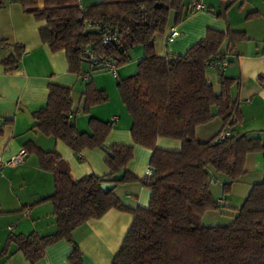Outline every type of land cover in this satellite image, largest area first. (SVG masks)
<instances>
[{
  "label": "trees",
  "instance_id": "16d2710c",
  "mask_svg": "<svg viewBox=\"0 0 264 264\" xmlns=\"http://www.w3.org/2000/svg\"><path fill=\"white\" fill-rule=\"evenodd\" d=\"M24 13L44 23L39 29L42 44L53 53L63 52L68 72L80 76L84 63L91 72L105 69V61L116 68L131 61L136 47L144 51L135 74L117 77V90L132 119L131 137L135 145L151 150L149 167L152 175L144 182L150 189L147 208L133 212V222L112 264H264V181L253 185L241 206L227 224L207 226V213L220 209L210 176L224 177L223 196L230 194L232 184L247 173L250 155L264 153V140L234 135L240 122L237 103L231 98L233 79L219 75V90L207 78V62L224 57L225 46L232 48L245 40L241 32L207 31L184 55L158 57L155 36L164 33L171 12L180 22L185 13L182 0H102L84 5L81 0H12ZM84 10L79 9V3ZM3 2L0 0V8ZM101 29L89 28L86 22ZM106 33L113 40L104 44ZM4 43H2L3 45ZM229 48V49H230ZM15 56L3 62L12 71L24 54L15 46ZM93 56L90 59L85 51ZM228 50V47H227ZM46 107L34 114L38 130L67 145L74 153L102 148L112 122L91 120L92 135L77 132L70 88L57 84L48 87ZM81 113L107 102L105 92L92 80L84 85ZM76 113V112H75ZM219 119L223 130L205 143L195 138L198 127ZM228 128L230 136L215 140ZM158 139L179 141L178 152L156 147ZM28 153L37 154L42 169L54 176L55 190L48 197L56 221L54 234L38 237L10 235L4 250L13 245L30 264L43 256L47 246L60 240L71 241L76 228L92 219H100L111 209L124 207L113 189H100L108 179L125 169L132 159V148L113 146L105 160L108 175H87L74 180L67 164L56 152H42L26 145ZM125 174L116 184L135 181ZM70 264H82L75 244Z\"/></svg>",
  "mask_w": 264,
  "mask_h": 264
},
{
  "label": "crops",
  "instance_id": "0c3cea01",
  "mask_svg": "<svg viewBox=\"0 0 264 264\" xmlns=\"http://www.w3.org/2000/svg\"><path fill=\"white\" fill-rule=\"evenodd\" d=\"M39 6L42 0H35ZM190 0H182L186 15L176 22V13L171 12L164 33L156 35L155 53L158 57L184 55L207 31L221 33L241 32L245 40L232 48L225 46L228 66L223 76L233 79L231 98L237 103L240 122L233 130L234 135H246L264 140V0H235L222 3L219 0H200L205 10L189 13ZM0 8V159L9 160L26 145H33L42 152H56L67 164L71 177L78 180L87 175L105 177L109 171L105 165L107 152L113 146L132 148V159L124 171L135 181L116 184L114 196L124 207L111 209L100 219L86 221L72 234V243L60 240L45 248L43 256L35 264H70L69 257L75 244L81 255L82 264H112L120 249L134 216L139 208L145 209L150 201V189L143 179L149 168L151 150L135 145L131 137L132 119L122 104L117 90V77L127 78L135 74L137 64L142 60L141 47L132 50L133 60L117 68L116 74L103 69L91 72L84 63L80 76L68 72L63 52L53 53L42 44L39 29L44 23L24 13L20 4L2 0ZM236 5V6H235ZM176 27L180 36L167 43V30ZM2 43H4L2 45ZM15 46H22L24 54L12 71H6L3 62L15 56ZM228 47V50H227ZM230 48V49H229ZM207 78L219 90V75L207 69ZM92 80L94 86L106 93L107 102L81 113V95L84 85ZM57 84L71 89L74 116L71 121L80 134L92 135L91 120L108 123L112 127L104 146L100 149H85L74 153L67 145L52 137L43 135L37 128L34 114L44 109L48 100V87ZM76 112V113H75ZM223 130L219 119H214L195 131L199 143H205ZM156 147L178 152L179 141L158 139ZM105 148L106 151L102 149ZM27 152V150H26ZM247 173L237 179L230 188V194L221 196L214 190L216 200L222 199L220 213L209 212L203 223L217 225L226 219L224 211L233 212L239 208L253 185L264 181V153L250 155L246 162ZM125 176V175H124ZM223 176H219L221 179ZM124 178V177H123ZM213 176H210V182ZM224 179V177H223ZM123 180V179H122ZM213 184L222 190L216 179ZM55 190L54 176L42 169L36 153H28L24 162L16 167L0 169V264H30L13 245L4 250L10 235L38 237L54 234L56 221L53 207L48 199ZM232 217V215H230Z\"/></svg>",
  "mask_w": 264,
  "mask_h": 264
},
{
  "label": "built area",
  "instance_id": "2783aa9c",
  "mask_svg": "<svg viewBox=\"0 0 264 264\" xmlns=\"http://www.w3.org/2000/svg\"><path fill=\"white\" fill-rule=\"evenodd\" d=\"M222 3H231L234 2L235 0H219ZM79 9L80 10H84L83 4L80 2L79 3ZM188 12L189 13H193L194 11H198V10H205L206 7L205 5L200 1V0H190L187 6ZM87 27L89 28H94V29H101L100 25L95 23L93 24L90 21L86 22ZM180 36V33L178 32L176 27H172L169 30H167V38L166 41L167 43H172L176 38H178ZM113 37L111 33H106L105 37H104V44H107L109 41H112ZM85 54L90 58L93 59V56L91 55V53L89 51H85ZM228 60L224 57H212L208 62H207V68L209 70L214 71L217 74H222L224 73V71L226 70L227 66H228ZM104 68L106 70H109L110 72H112L113 74H116L117 68L109 61H105L103 64ZM230 136V130L228 128H226L220 135L219 137L215 140L216 142H220L222 140H224L225 138ZM27 155V152L25 149H22L21 151H19V153H17L16 155H14L13 157H11L9 160L6 161H2L0 159V169L4 168V167H16L20 164H22L24 162V159ZM152 175V171L150 169V167L147 169L146 173H145V178L143 179V181L145 182V180L147 178H149ZM217 181L220 184H223L224 179L223 177L220 179L219 177L217 178ZM222 199L218 200V205L221 204Z\"/></svg>",
  "mask_w": 264,
  "mask_h": 264
},
{
  "label": "water",
  "instance_id": "95a60500",
  "mask_svg": "<svg viewBox=\"0 0 264 264\" xmlns=\"http://www.w3.org/2000/svg\"><path fill=\"white\" fill-rule=\"evenodd\" d=\"M102 150L106 151L105 148H103ZM107 155L111 156V153L107 152ZM124 175H125V171L122 170L120 173L113 175L108 179H103V183L101 184L100 189L103 192H106L107 190L115 188L116 183L120 182L123 179ZM215 182H216L215 179H212L210 184L213 185Z\"/></svg>",
  "mask_w": 264,
  "mask_h": 264
},
{
  "label": "rangeland",
  "instance_id": "374dc122",
  "mask_svg": "<svg viewBox=\"0 0 264 264\" xmlns=\"http://www.w3.org/2000/svg\"><path fill=\"white\" fill-rule=\"evenodd\" d=\"M100 1H102V0H81V2H82L84 5H89V4L97 3V2H100ZM235 6H236V5H235ZM132 53H133V52L130 53L131 60H133ZM131 62H132V61H130L128 64H130ZM128 64H126V65H128ZM122 79H124V78H122ZM215 189H216V190H219L220 193H221V196H222V194H223L222 190H220L218 187H216V188L214 187V190H215ZM217 213H220V212L217 211ZM222 213H223V216H221V217H225L226 219L219 221V222H221V223H217L218 225L229 223V222L231 221V217H230V215L233 216V214H230V213H233V212H228V213H227V211H224V212H222ZM204 224H206V223H204Z\"/></svg>",
  "mask_w": 264,
  "mask_h": 264
}]
</instances>
